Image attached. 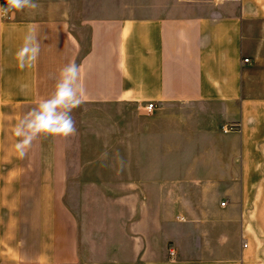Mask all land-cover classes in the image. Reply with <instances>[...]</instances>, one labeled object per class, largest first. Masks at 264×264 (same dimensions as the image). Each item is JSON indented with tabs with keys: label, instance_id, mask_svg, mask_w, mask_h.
Listing matches in <instances>:
<instances>
[{
	"label": "crops",
	"instance_id": "obj_1",
	"mask_svg": "<svg viewBox=\"0 0 264 264\" xmlns=\"http://www.w3.org/2000/svg\"><path fill=\"white\" fill-rule=\"evenodd\" d=\"M37 2L0 18V264H263L264 0ZM73 62L75 135L18 158L16 124Z\"/></svg>",
	"mask_w": 264,
	"mask_h": 264
},
{
	"label": "clouds",
	"instance_id": "obj_2",
	"mask_svg": "<svg viewBox=\"0 0 264 264\" xmlns=\"http://www.w3.org/2000/svg\"><path fill=\"white\" fill-rule=\"evenodd\" d=\"M40 7L37 0H6V5L0 6V18L14 16L26 9L35 12ZM39 53L40 45L35 29H29L16 54L19 67L23 69L31 66ZM79 74L80 67L74 62L62 67L50 96L41 100L16 124L14 134L19 138L15 144L18 158H25L33 143L41 137L68 138L75 135L76 125L72 112L82 103Z\"/></svg>",
	"mask_w": 264,
	"mask_h": 264
},
{
	"label": "rangeland",
	"instance_id": "obj_3",
	"mask_svg": "<svg viewBox=\"0 0 264 264\" xmlns=\"http://www.w3.org/2000/svg\"><path fill=\"white\" fill-rule=\"evenodd\" d=\"M255 172L260 174L248 177L252 184V223L248 225V234L251 246L260 252V260L264 264V158L256 160Z\"/></svg>",
	"mask_w": 264,
	"mask_h": 264
},
{
	"label": "built area",
	"instance_id": "obj_4",
	"mask_svg": "<svg viewBox=\"0 0 264 264\" xmlns=\"http://www.w3.org/2000/svg\"><path fill=\"white\" fill-rule=\"evenodd\" d=\"M249 59H245V61H248ZM147 108L149 111H152L155 108V102H149L147 105ZM227 203V201H223L222 205H225ZM244 247H246L248 245L247 241H244L243 243ZM170 255H171V259H175L176 258V251L175 249H173L172 247L170 248Z\"/></svg>",
	"mask_w": 264,
	"mask_h": 264
}]
</instances>
